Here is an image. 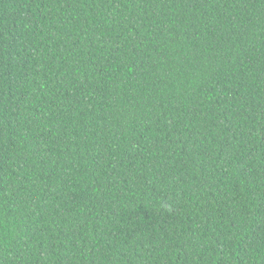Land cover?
Returning a JSON list of instances; mask_svg holds the SVG:
<instances>
[{
	"label": "trees",
	"instance_id": "1",
	"mask_svg": "<svg viewBox=\"0 0 264 264\" xmlns=\"http://www.w3.org/2000/svg\"><path fill=\"white\" fill-rule=\"evenodd\" d=\"M0 264H264V0H0Z\"/></svg>",
	"mask_w": 264,
	"mask_h": 264
}]
</instances>
